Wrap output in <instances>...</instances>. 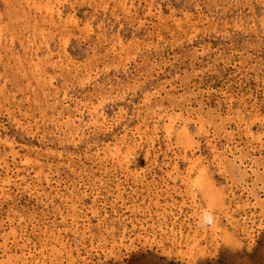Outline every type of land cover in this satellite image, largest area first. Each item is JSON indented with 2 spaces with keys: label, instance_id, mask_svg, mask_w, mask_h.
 I'll return each mask as SVG.
<instances>
[{
  "label": "rangeland",
  "instance_id": "rangeland-1",
  "mask_svg": "<svg viewBox=\"0 0 264 264\" xmlns=\"http://www.w3.org/2000/svg\"><path fill=\"white\" fill-rule=\"evenodd\" d=\"M0 264H264V0H0Z\"/></svg>",
  "mask_w": 264,
  "mask_h": 264
},
{
  "label": "clouds",
  "instance_id": "clouds-1",
  "mask_svg": "<svg viewBox=\"0 0 264 264\" xmlns=\"http://www.w3.org/2000/svg\"><path fill=\"white\" fill-rule=\"evenodd\" d=\"M217 222V218L215 215V211H203L198 217H197V223L198 226L202 229L207 228L210 229L215 225Z\"/></svg>",
  "mask_w": 264,
  "mask_h": 264
}]
</instances>
